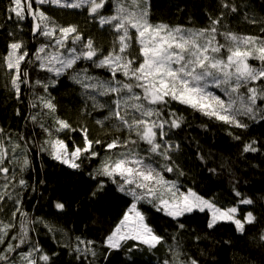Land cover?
I'll list each match as a JSON object with an SVG mask.
<instances>
[{"label":"trees","instance_id":"1","mask_svg":"<svg viewBox=\"0 0 264 264\" xmlns=\"http://www.w3.org/2000/svg\"><path fill=\"white\" fill-rule=\"evenodd\" d=\"M224 4L234 6L236 11L223 7ZM142 6L147 9L150 22L170 27L207 28L212 20L219 18L216 27L220 43L225 42L220 35L225 32L264 37V0H145ZM10 7L11 0H0V129H3L0 138L6 145L19 143L23 151L10 153L12 162L6 160L3 165L9 168L10 182L6 189L2 187L5 174L0 173V194L7 193L0 200V222L15 226L7 230L4 242L0 243V254L17 259L21 252L36 247L40 249L33 252L37 264H164L165 261L176 264L177 253L185 264H190L191 260L197 264H264V102L257 100L254 117L238 116L247 125L244 128L206 116L175 100L157 105L155 107L161 109L165 119L170 118V113H176L182 121L179 127L166 124V135L157 137V142L162 144L161 150L171 146L170 158L150 155L149 145L139 140L134 131L130 132L115 118L105 119L115 108L116 94L102 96L98 90L85 89L73 79L86 69L88 76L107 81L112 78L110 70L96 67L84 59L59 76L41 69L40 61L33 53L41 44L54 46V38L34 34V21L27 14L16 25L11 19ZM38 8L58 26H76L83 41L92 39L95 47L104 54L114 47L115 30L108 25L101 26L99 17L90 15L86 8L51 4L38 5ZM114 9L115 0H108L101 14H113ZM14 42H22L29 53L21 64L22 71L27 73V82L20 84L19 95L11 83L14 71L7 68L4 59L9 45ZM70 45L71 41L68 42ZM77 47L79 49V45ZM52 50L49 47L46 51ZM138 51L139 45L133 39L129 53L135 56ZM259 66L260 63L255 67ZM117 79L130 82L119 73ZM252 83L260 84L259 81ZM44 85H47L46 89ZM135 91L142 90L137 88ZM40 97L51 99L55 105L54 113L43 106ZM99 104L105 106L99 107ZM34 116L35 120L32 119ZM57 117L67 121L75 131L57 132ZM45 128L52 132L53 138L63 139L69 151L73 145L83 147L81 130L86 129L89 139L101 141L94 144L99 155L81 157L77 161L80 167L71 168L46 150L49 134ZM116 138L121 141L130 138L137 143L108 150L106 144ZM249 143L257 149L255 152L243 150ZM129 148L152 163L166 180L175 181L181 192L192 189L221 208L237 206L239 219L243 220L248 212H252L254 220L245 224L243 232L230 221H219L209 228L206 210L172 217L158 210L154 206L156 201L141 200L137 202L138 210L163 241L149 247L129 240L122 242L119 248H110L106 238L134 199L119 191L118 183L97 175V170L106 156L126 152ZM25 155L29 164L21 170ZM166 167H172L173 171L167 172ZM12 175L15 179H11ZM20 179L25 181L24 185L19 184ZM241 199H249L252 203L240 204ZM57 203H62L64 208L57 209ZM22 224L26 226L27 236L26 242L20 244ZM88 241L92 243L88 244ZM9 244H19V247L10 252L7 250ZM41 255H47L49 260H40ZM3 261L0 260V264Z\"/></svg>","mask_w":264,"mask_h":264},{"label":"snow or ice","instance_id":"2","mask_svg":"<svg viewBox=\"0 0 264 264\" xmlns=\"http://www.w3.org/2000/svg\"><path fill=\"white\" fill-rule=\"evenodd\" d=\"M36 2L74 9L87 6L90 15L99 17L101 26L109 25L115 30L117 39L114 47L104 54L95 47L92 39L84 42L76 26H58L44 11L39 8L34 10L33 0H11L10 10L19 20H24L26 14L32 16L34 34L49 39L55 38L54 46L41 44L33 53L35 59L40 61L41 69H46L59 76L64 71L73 68L78 60L84 59L91 61L96 67L110 70L112 78L107 81L88 76L86 69L77 73L73 79L85 89L98 90L102 96L116 94L118 98L113 102L115 108L110 110V115L105 119L115 118L130 132L134 131L139 140L149 145L147 151L150 155L158 154L165 159L170 158L168 151L171 146L163 147L161 150L162 144L157 142V130H159V136L163 138L166 135L164 132L166 124L170 127H179L182 121V117L176 113H170V118L165 119L161 109L155 107L157 105H166L169 100H175L206 116L244 128L247 125L238 119V116L254 117L257 100L264 102V37L240 36L225 32L220 33L225 40L224 43H220L217 40L218 29L216 27L220 22L219 18L212 20L209 27L201 29L170 27L164 23L154 24L148 18L147 9L142 6L145 0H115L114 12L107 16L102 15L101 10L105 8L108 0H72L71 3L68 0H36ZM223 7H231V11H236L234 6L228 4H224ZM131 30H134V33ZM133 39L139 45L138 54L135 56L129 53ZM69 41L72 46H68ZM77 45H79V50ZM49 47L53 50L46 51ZM9 49L4 59L7 68L14 70L11 83L19 95L20 84L27 82L25 79L27 73L22 71L21 64L29 53L22 42L11 43ZM250 59L259 61L260 66L254 67L249 63ZM118 73L130 82L117 79ZM85 81L95 82L86 83ZM256 81L260 82L259 86L253 85L252 82ZM210 84L221 88L227 100L209 91ZM44 87L46 89L47 85ZM137 88L142 91L136 92ZM39 99L50 113L55 112V105L51 99L45 97ZM92 99L95 100V97ZM98 106L104 107L105 105L99 104ZM32 119L35 120L36 117ZM55 123L58 125L55 129L57 132L65 129L75 131L67 121L58 117ZM97 123L102 122L97 121ZM41 127L44 126L41 125ZM44 131L49 134V139L45 141L48 146L46 150L54 159L71 168L80 167L77 161L81 157L91 158L99 155L94 150V144H100L101 141L89 139L86 129L81 130L83 147L73 145L71 151L63 139L53 138L52 132L47 128ZM0 133H3V129H0ZM136 143L137 141L130 138L125 141L116 138L107 143L106 148L113 150ZM18 150L23 151L19 143L12 142L6 145L4 139L0 138V173L5 174V183L2 185L5 189L8 187L10 178L7 175L9 168L3 165L6 160L12 162L9 160V155L10 153L16 154ZM243 150L255 152L257 149L249 143L244 146ZM13 159H15L14 156ZM28 164L29 160L25 155L21 170ZM165 170L173 171L172 167H166ZM97 175L107 176L113 183H118L119 191L131 195L134 199L119 224L106 238V243L110 248H119L122 242L129 240L139 241L149 247H155L163 241V237L156 234L154 229L146 223L144 214L138 210L137 202L141 200L149 203L158 201L154 206L172 217L182 216L194 209L200 211L208 209L212 213L209 228L218 221H232L237 230L243 232L245 224L254 220L252 212H248L242 220L237 218L238 207L223 209L204 199L192 189L181 192L175 181L166 180L161 171L131 148L126 152H116L106 156L97 170ZM11 179H15V175H12ZM19 184L24 185L25 181L20 179ZM100 187L102 188L103 184ZM5 195L7 193L0 194V200H3ZM237 195L240 194L237 193ZM239 203L251 204L252 201L241 199ZM55 207L63 209L64 205L57 203ZM13 227L15 226L10 223L2 224L0 243L4 242L7 230ZM21 232L23 234L19 239L20 244H23L27 236V229L23 224ZM81 243L84 242L81 241ZM18 247L19 244L15 246L9 244L7 250L15 251ZM39 251V248L33 247L29 252H21V260L24 264H37V260L33 258V252ZM7 259V256L0 254V260L7 261ZM39 259L47 262L49 257L41 255ZM164 264H169V261H165ZM176 264H185L179 259L178 253ZM190 264H197V262L191 260Z\"/></svg>","mask_w":264,"mask_h":264},{"label":"rangeland","instance_id":"3","mask_svg":"<svg viewBox=\"0 0 264 264\" xmlns=\"http://www.w3.org/2000/svg\"><path fill=\"white\" fill-rule=\"evenodd\" d=\"M68 2L69 3H71L72 2V0H68ZM45 4H50V3H45ZM45 4H38L37 2H36V0H33V5H36V7H34V9H37L38 8V5L40 6V5H45ZM51 5H53V4H51ZM54 6H57V5H54ZM60 7V6H59ZM11 8V7H10ZM84 8H86L87 9V6H85ZM40 9V8H39ZM79 9H82V8H79ZM41 10V9H40ZM114 12V11H113ZM10 15H11V19L12 20H14V22H15V24L17 25V23L19 22V21H21V20H19L17 17H16V15H15V13H13L11 10H10ZM99 19V18H98ZM32 20V19H31ZM23 21V20H22ZM19 27V26H18ZM108 27H110L109 25H108ZM111 28V27H110ZM134 31V30H133ZM57 36H59V32H57ZM53 43H54V45H55V38H54V40H53ZM70 46H72V45H70ZM78 48V47H77ZM79 50V49H78ZM61 51H63V49H61ZM249 63L250 64H252L254 67L258 64V63H260L259 61H253V60H249ZM14 71V70H13ZM93 82H95V81H89V83H93ZM209 91H212V92H214V93H216L217 95H219V96H221V98L222 99H225V100H227V96L225 95V93L222 91V89L221 88H216L214 85H209V89H208ZM242 91H244L243 89H242ZM159 136V130H157V137ZM204 199H206V200H209V201H211V202H213L211 199H208V198H205V197H203ZM157 203H158V201H156ZM214 203V202H213ZM217 207H219V206H217ZM231 207H234V206H231ZM235 207H237V206H235ZM221 208V207H220ZM228 208H230V207H228ZM223 209H226V208H223ZM194 210H199V209H194ZM206 211H208L209 212V222H210V220H211V216H212V213L208 210V209H205ZM165 212V211H164ZM166 213V212H165ZM237 218H238V216H237ZM219 222V221H218ZM230 222H232V221H230ZM2 227V226H1ZM25 252H29V251H25ZM3 255H6L5 253H3ZM1 264H24V261H22L21 260V257H20V254H19V256L17 257V259H11V258H8L7 259V261H3Z\"/></svg>","mask_w":264,"mask_h":264},{"label":"water","instance_id":"4","mask_svg":"<svg viewBox=\"0 0 264 264\" xmlns=\"http://www.w3.org/2000/svg\"><path fill=\"white\" fill-rule=\"evenodd\" d=\"M29 18L33 20L32 16H29Z\"/></svg>","mask_w":264,"mask_h":264}]
</instances>
